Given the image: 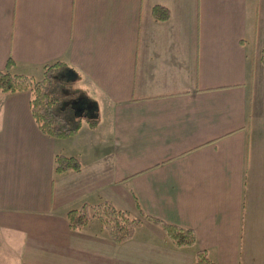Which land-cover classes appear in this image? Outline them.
Segmentation results:
<instances>
[{"label": "crops", "instance_id": "0c3cea01", "mask_svg": "<svg viewBox=\"0 0 264 264\" xmlns=\"http://www.w3.org/2000/svg\"><path fill=\"white\" fill-rule=\"evenodd\" d=\"M8 61L60 64L80 128L49 137L28 91L0 93V264H264V0H0ZM58 154L80 170L55 175ZM99 201L195 245L143 220L122 244L69 228Z\"/></svg>", "mask_w": 264, "mask_h": 264}, {"label": "trees", "instance_id": "16d2710c", "mask_svg": "<svg viewBox=\"0 0 264 264\" xmlns=\"http://www.w3.org/2000/svg\"><path fill=\"white\" fill-rule=\"evenodd\" d=\"M154 11L155 15L162 11V17H167V12L164 9L155 8ZM13 66L14 63L8 61L5 69L0 71V93L12 94L28 91L30 93L31 115L41 133L55 139H65L76 134L80 128V121H75L66 111H57L60 100L59 93L64 85V80L58 76L61 65L57 63L46 67L42 77L35 81L31 77L13 72ZM89 125L92 126L93 123H89ZM80 167V162L75 157L58 154L54 158L55 175L68 171L78 172ZM66 219L71 230H79L92 221H96L109 239L116 244L130 240L143 220L159 227L169 243L176 249L195 245V238L190 230L144 214L141 215L140 219L131 217L107 201L82 204L80 207L68 211ZM193 264L213 263L205 253L196 251Z\"/></svg>", "mask_w": 264, "mask_h": 264}, {"label": "rangeland", "instance_id": "374dc122", "mask_svg": "<svg viewBox=\"0 0 264 264\" xmlns=\"http://www.w3.org/2000/svg\"><path fill=\"white\" fill-rule=\"evenodd\" d=\"M34 81L35 80H39L38 78H32ZM63 88H64V85H63ZM63 90V89H62ZM62 90L60 91V93H59V95H60V100H59V104H58V106H57V111H61V108H63V104H64V102H66V104H65V108H66V113L67 114H69V116H72V118H73V109L70 107V104H69V102H68V100L66 99V96L63 94V92H62Z\"/></svg>", "mask_w": 264, "mask_h": 264}]
</instances>
